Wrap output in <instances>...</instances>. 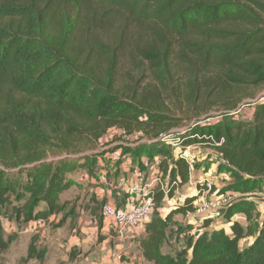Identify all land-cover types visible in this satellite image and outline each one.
<instances>
[{
	"label": "trees",
	"instance_id": "16d2710c",
	"mask_svg": "<svg viewBox=\"0 0 264 264\" xmlns=\"http://www.w3.org/2000/svg\"><path fill=\"white\" fill-rule=\"evenodd\" d=\"M263 86L264 0H0V264L9 251L2 217L48 219L73 185L68 176L92 173L116 151L140 167L158 159L168 179L147 190L154 206L137 239L146 262L264 264V217L253 233L260 214L252 200L228 204L216 225L205 217L172 252L162 250L169 222L196 212L207 187L196 186L165 216L159 211L190 173L182 150L173 155L162 139L167 134L180 149L215 152L232 178L227 192L264 183V98H256ZM247 99L251 119H237ZM114 127L144 140L96 152ZM47 151L62 155L49 159ZM36 241L20 264H41Z\"/></svg>",
	"mask_w": 264,
	"mask_h": 264
},
{
	"label": "rangeland",
	"instance_id": "374dc122",
	"mask_svg": "<svg viewBox=\"0 0 264 264\" xmlns=\"http://www.w3.org/2000/svg\"><path fill=\"white\" fill-rule=\"evenodd\" d=\"M257 94L256 98H264V86ZM252 103V100L247 99L240 104L235 110L236 118L250 120L253 113ZM217 114L211 112L212 116ZM142 140L144 139H141L139 133L127 135L122 129L114 127L99 138L94 150L101 152L119 144L133 145ZM171 150L173 155L177 154L175 147ZM188 150L189 162L192 164L188 182L176 191L174 198L165 201L164 207L159 210L160 214L165 216L169 209L183 200L184 195L196 192V186L201 188L208 181L211 187L205 185L207 189L195 202L197 209L201 210L187 217L175 216L169 222L166 239L162 245L164 252H172L181 247L186 235L200 231L205 217H210L214 225L220 222L221 215H216L215 211L224 206L222 199L227 192L225 188L232 182L227 166L206 145L189 147ZM45 154L49 159L62 155L53 154V151H47ZM118 156L119 151H116L100 157L92 173L80 170L70 174L68 178L76 186L72 185L60 193L61 210L48 219L27 222L15 217H2L3 236L9 240V251L5 254L2 264H20L33 236L37 238L34 246L43 251L41 264H105V256H108L109 252L110 259L116 260L115 264H123V261L124 264H146L139 258L137 248V239L143 228L125 229L122 231L124 238L117 239L119 233L103 230L101 208L105 204L118 207L126 203H138L147 195L148 188L155 185V182L151 181L155 177L158 159H155L154 164L140 167L137 163H132L130 158L117 159ZM73 176H84V180L75 182L72 180ZM167 182L166 175L162 176L163 186ZM258 189L264 190V183ZM249 200L254 202L260 214L251 223L254 233L264 217V200ZM188 227L192 228L191 231H180V228L183 230ZM223 227L227 228L226 225ZM26 264H39V261L29 260Z\"/></svg>",
	"mask_w": 264,
	"mask_h": 264
},
{
	"label": "built area",
	"instance_id": "2783aa9c",
	"mask_svg": "<svg viewBox=\"0 0 264 264\" xmlns=\"http://www.w3.org/2000/svg\"><path fill=\"white\" fill-rule=\"evenodd\" d=\"M167 143H170L173 147L176 148L177 152L180 153L181 156L190 159L189 150L187 148L180 149L179 147V138L174 134H167L162 137ZM144 166L147 165V161L143 160ZM190 168H192V164H190ZM162 173L155 169V177L152 178L151 182H155V184H159L163 186L161 183ZM205 185L207 187H211V183L206 181ZM255 199L262 198L264 200V190H255L253 192L242 193L239 191H230L226 192L223 195L222 202L224 206L220 209L217 208L215 211L216 215H221L222 211L226 208L228 204L234 202L238 199ZM200 200V199H199ZM154 202L153 199L147 195L143 196L138 203H132L131 205H126L125 207H116L112 204H105L101 208V217L103 222V230L106 232H117L119 234L122 233L125 229L132 230L143 228L145 222L149 219L151 212L153 210ZM201 210V209H198Z\"/></svg>",
	"mask_w": 264,
	"mask_h": 264
},
{
	"label": "crops",
	"instance_id": "0c3cea01",
	"mask_svg": "<svg viewBox=\"0 0 264 264\" xmlns=\"http://www.w3.org/2000/svg\"><path fill=\"white\" fill-rule=\"evenodd\" d=\"M193 147V146H192ZM73 179V181H75V182H78V181H81V180H84V176H81V177H75V176H73L72 177ZM75 179H77V180H75ZM73 186H76V184H73ZM193 192V191H192ZM191 192V193H192ZM180 203V202H179ZM178 204V203H177ZM127 205V203L126 204H124V205H122L121 207H125ZM206 210V209H205ZM198 211V209L196 210V212ZM189 214H187V215H185L186 217L188 216ZM175 216H183V215H180V214H176V215H174V217ZM184 216V217H185ZM174 217H173V219H174ZM233 219L234 220H236L237 222H239V224L240 225H242L243 227H246L247 226V221H246V219H245V216L244 215H242V214H236L234 217H233ZM226 226H227V228H225V230L226 231H229V227H228V224H226ZM143 230V229H142ZM117 237V239H123L124 238V232H122L119 236H116ZM126 237V236H125ZM253 239V236H251V235H248V236H245L241 241H240V245H245V243L246 244H248L251 240ZM138 248V247H137ZM138 251H139V249H138ZM110 253L111 252H109L108 253V256H105L106 257V262H105V264H115V259H110L111 257H109L110 256ZM139 253H140V251H139ZM139 258L140 259H142V261H144V263H146V264H149L148 262H146L144 259H143V257L141 256V254H140V256H139ZM121 263H125L124 261L123 262H121Z\"/></svg>",
	"mask_w": 264,
	"mask_h": 264
},
{
	"label": "water",
	"instance_id": "95a60500",
	"mask_svg": "<svg viewBox=\"0 0 264 264\" xmlns=\"http://www.w3.org/2000/svg\"><path fill=\"white\" fill-rule=\"evenodd\" d=\"M257 99H259V98H257Z\"/></svg>",
	"mask_w": 264,
	"mask_h": 264
}]
</instances>
